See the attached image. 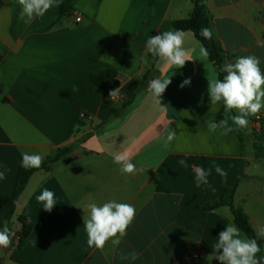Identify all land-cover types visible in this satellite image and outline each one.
<instances>
[{"label": "crops", "instance_id": "obj_1", "mask_svg": "<svg viewBox=\"0 0 264 264\" xmlns=\"http://www.w3.org/2000/svg\"><path fill=\"white\" fill-rule=\"evenodd\" d=\"M205 6L224 64L254 55L264 73V0H205ZM72 7L63 15L59 4L24 24L17 0H0V171L8 169L0 199L13 196L23 153L40 154L46 164L67 150L32 175L15 208L0 202V230L7 225L15 233L10 247L0 249V264H220L213 245L225 226L236 225L230 205L264 240V126L256 124L257 116L264 124V108L244 129L229 120L232 132H210L208 121L218 122L224 105L210 104L207 78L219 75L209 57L199 60L202 44L185 33L192 60L183 68L167 66L145 47L150 36L177 30L193 1L72 0ZM107 68L118 73L114 99L92 81ZM156 78L171 79L163 108L147 91ZM188 78L191 84L179 87ZM169 130L177 135L165 153ZM125 150L143 171L120 172L113 156ZM194 166L212 168L210 187L196 182ZM44 189L55 193L51 212L36 199ZM221 198L219 208L204 209ZM112 200L134 205L135 219L118 246L90 248L87 204ZM22 218L32 233L20 249ZM132 251L137 260L120 258Z\"/></svg>", "mask_w": 264, "mask_h": 264}, {"label": "clouds", "instance_id": "obj_2", "mask_svg": "<svg viewBox=\"0 0 264 264\" xmlns=\"http://www.w3.org/2000/svg\"><path fill=\"white\" fill-rule=\"evenodd\" d=\"M20 5L18 20L24 24L31 23L36 18H42L53 7H58L60 0H17ZM200 35L207 40L212 39V31L209 28H201ZM185 32L183 30H169L150 36L146 41L147 53L152 57L159 58L167 66L183 68L187 61H191L190 53L184 48ZM209 53L204 46L199 48V60L207 59ZM223 75L220 79L217 76L207 78V92L210 104L216 105L220 102L224 105V117L218 122L208 121L210 132L220 129V135H227L234 129L229 125V120L238 129H244L249 124V117L257 115L264 108V73L260 68V59L254 55L238 57L234 63H225L219 70ZM171 84L170 78H156L148 83L147 91L153 96L155 103L161 106L160 97ZM191 84V79H184L179 87L184 88ZM75 90V88L73 89ZM118 96V89L109 93V98ZM163 108V106H161ZM233 110L236 115H229ZM176 131L169 130L163 141L162 148L167 152L172 141L176 138ZM113 162L120 166L122 174L135 175L143 171L137 164L132 162V153L128 150L118 152L113 156ZM161 161H157L159 164ZM43 164V157L40 154H22L21 167L24 169H39ZM179 164L187 166L186 161L180 160ZM215 172L226 178L227 172L219 165H214ZM195 180L198 184L209 185L208 177L212 168L207 170L203 167L194 166ZM8 169L5 166L0 171V180L6 179ZM215 191V189H213ZM37 201L43 204V209L51 212L57 204L55 193L44 189L37 196ZM88 216H83V225L87 233L88 247H95L102 250L106 243L111 241L113 246H118L121 239L126 235L127 229L136 216V208L129 203L108 201L102 205L88 203ZM15 235L7 225L0 230V249H7L12 244V237ZM264 236V229L260 232ZM217 255L214 257L220 264H264V257H258L261 252L260 245L256 239L244 236L235 224H229L220 231L216 243L213 245ZM139 253L132 251L121 254L122 260L135 261Z\"/></svg>", "mask_w": 264, "mask_h": 264}, {"label": "trees", "instance_id": "obj_3", "mask_svg": "<svg viewBox=\"0 0 264 264\" xmlns=\"http://www.w3.org/2000/svg\"><path fill=\"white\" fill-rule=\"evenodd\" d=\"M192 1L194 3V10L192 14L187 19L176 21L175 27L176 29L183 30L185 33L191 32L195 35L196 39L208 50V53H209L208 57L210 61L215 63V65L217 66L219 78L222 79L225 73H222L219 70L224 65V62H225L226 57H225L224 51L221 48L220 44L214 39L213 36L211 40H207L203 36L200 35L201 28L210 29V19H209L208 12L205 6V0H192ZM59 4H60L61 12L63 15L71 14L73 12L72 0H60ZM92 81L94 82L95 85H97L98 87H100L107 93H110V91L120 88V82L118 80V73L113 68H107L103 70L102 72L93 75ZM223 117H224V112H221L218 114V119H222ZM263 135L264 134L261 133L260 137H262ZM261 140H263V138H261ZM256 147L259 153L263 151L262 143L258 144ZM63 152H67V150H62L56 156L49 158L48 162L46 164H42V166L39 169H27L26 170L20 166V172L18 175L17 184H16V188H15V192L13 196L11 198L0 199V202H3L11 206L12 208H15L20 202L23 196V193L32 175L38 171L48 170L50 168V165L60 160L61 153ZM222 204H223V199L221 198L212 204L204 206V209L205 210H215L219 208L220 206H222ZM230 207L232 209L237 227L248 238H253L257 240L261 248V252L258 253L257 255L258 257H264V252H263L264 240L260 239L255 234L254 230L252 229L250 225L248 216L241 209L236 208L233 205H230ZM21 223H22L23 229L20 234V240H19L20 249L26 246L31 236V233H32V227L28 224V222L24 218L21 219Z\"/></svg>", "mask_w": 264, "mask_h": 264}, {"label": "built area", "instance_id": "obj_4", "mask_svg": "<svg viewBox=\"0 0 264 264\" xmlns=\"http://www.w3.org/2000/svg\"><path fill=\"white\" fill-rule=\"evenodd\" d=\"M76 21L77 22H80L81 21V16H78L77 18H76ZM81 119H89V117L86 115V114H81ZM256 124H258V126L259 127H263V122H262V118L261 117H256ZM17 240L19 241L20 240V237H17ZM192 259L194 260V261H200V255L199 254H194L193 255V257H192Z\"/></svg>", "mask_w": 264, "mask_h": 264}]
</instances>
